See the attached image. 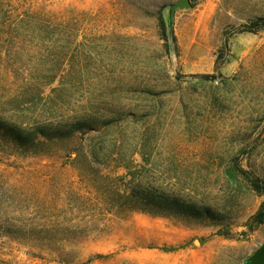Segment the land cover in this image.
Returning a JSON list of instances; mask_svg holds the SVG:
<instances>
[{
    "label": "rangeland",
    "instance_id": "rangeland-1",
    "mask_svg": "<svg viewBox=\"0 0 264 264\" xmlns=\"http://www.w3.org/2000/svg\"><path fill=\"white\" fill-rule=\"evenodd\" d=\"M177 1L0 0V117L111 120L46 154L0 143V264H243L264 242V0L169 21ZM136 183L214 217L128 211Z\"/></svg>",
    "mask_w": 264,
    "mask_h": 264
},
{
    "label": "trees",
    "instance_id": "trees-1",
    "mask_svg": "<svg viewBox=\"0 0 264 264\" xmlns=\"http://www.w3.org/2000/svg\"><path fill=\"white\" fill-rule=\"evenodd\" d=\"M2 5L0 4V9ZM5 22H0V28ZM162 37L166 41V25L160 18ZM110 119L99 120L94 116L77 117L70 122L56 126L34 124L30 127H22L0 117V143L21 155H37L49 153L52 146L69 138L77 131H93L101 126L105 127ZM88 155L96 158L97 154L93 147L88 148ZM133 175V172L130 170ZM233 177L230 172L228 177ZM252 189L264 196V183L255 178L250 181ZM123 207L128 211H141L156 216L173 217L188 222L205 223L206 218L214 217L211 209L196 201L186 200L174 193L155 189L145 184L136 183L128 193L122 195ZM256 224L264 221V201L261 209L252 217ZM253 227H250L252 230Z\"/></svg>",
    "mask_w": 264,
    "mask_h": 264
},
{
    "label": "water",
    "instance_id": "water-1",
    "mask_svg": "<svg viewBox=\"0 0 264 264\" xmlns=\"http://www.w3.org/2000/svg\"><path fill=\"white\" fill-rule=\"evenodd\" d=\"M189 4V0H178L177 2L170 4L169 21L176 8L188 7ZM243 264H264V242L260 243L252 254L243 261Z\"/></svg>",
    "mask_w": 264,
    "mask_h": 264
}]
</instances>
